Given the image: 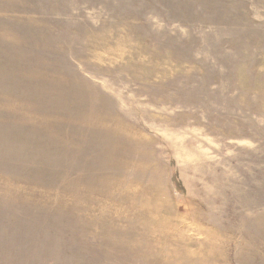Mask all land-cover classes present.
Returning a JSON list of instances; mask_svg holds the SVG:
<instances>
[{
  "label": "rangeland",
  "instance_id": "obj_1",
  "mask_svg": "<svg viewBox=\"0 0 264 264\" xmlns=\"http://www.w3.org/2000/svg\"><path fill=\"white\" fill-rule=\"evenodd\" d=\"M0 264H264V0H0Z\"/></svg>",
  "mask_w": 264,
  "mask_h": 264
},
{
  "label": "bare ground",
  "instance_id": "obj_2",
  "mask_svg": "<svg viewBox=\"0 0 264 264\" xmlns=\"http://www.w3.org/2000/svg\"><path fill=\"white\" fill-rule=\"evenodd\" d=\"M94 112H95V111H94ZM91 113H92V112H91ZM93 117H94V116H93ZM96 117H97V116H96ZM94 118H95V117H94ZM115 129H116V128H115ZM116 130H117V129H116ZM116 130H115V131H116ZM117 131H118V130H117ZM114 133H115V132H114ZM119 133H120V132H119ZM120 134H121V133H120ZM117 136H118V134H117Z\"/></svg>",
  "mask_w": 264,
  "mask_h": 264
}]
</instances>
